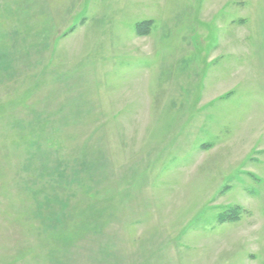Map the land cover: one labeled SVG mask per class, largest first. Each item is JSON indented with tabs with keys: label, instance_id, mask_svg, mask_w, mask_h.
Masks as SVG:
<instances>
[{
	"label": "rangeland",
	"instance_id": "rangeland-1",
	"mask_svg": "<svg viewBox=\"0 0 264 264\" xmlns=\"http://www.w3.org/2000/svg\"><path fill=\"white\" fill-rule=\"evenodd\" d=\"M0 264H264V0H0Z\"/></svg>",
	"mask_w": 264,
	"mask_h": 264
}]
</instances>
